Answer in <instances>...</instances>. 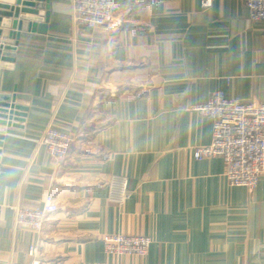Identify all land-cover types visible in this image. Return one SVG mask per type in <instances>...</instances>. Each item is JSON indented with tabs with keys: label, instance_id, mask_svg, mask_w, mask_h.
Returning <instances> with one entry per match:
<instances>
[{
	"label": "crops",
	"instance_id": "1",
	"mask_svg": "<svg viewBox=\"0 0 264 264\" xmlns=\"http://www.w3.org/2000/svg\"><path fill=\"white\" fill-rule=\"evenodd\" d=\"M47 4L0 66L22 108L0 140V264H103L106 233L150 237L132 264H264V172L249 191L192 155L212 130L192 107L212 91L264 103V20L242 0H114L110 32L74 24L75 0ZM48 125L75 134L61 164L39 143ZM47 192L59 209L39 232L14 222Z\"/></svg>",
	"mask_w": 264,
	"mask_h": 264
},
{
	"label": "built area",
	"instance_id": "2",
	"mask_svg": "<svg viewBox=\"0 0 264 264\" xmlns=\"http://www.w3.org/2000/svg\"><path fill=\"white\" fill-rule=\"evenodd\" d=\"M114 0H75L72 21L92 29L103 28L114 32L113 23ZM248 9V20L257 22L264 20V0H242ZM210 0H202L204 7ZM8 45H14L11 40ZM0 42V63H9L3 57H9L11 51L2 49ZM5 53V55L3 53ZM13 104V103H12ZM203 116L212 120L211 140L207 145L195 146L192 155L195 159L220 157L224 164V178L229 186H243L252 191L259 176L264 172V103L255 101L240 102L229 99L220 90L210 93L207 101L192 107ZM20 118V117H19ZM5 119L6 127L15 122ZM75 140V134L48 125L42 133L39 143L43 145L50 157L57 164L65 161L69 149ZM128 190L122 180L119 188V199L128 196ZM59 204L52 193H45L41 204L32 206L16 205L13 207L14 222L28 229L39 232L48 215L57 212ZM104 251L111 259L103 264H132L122 257H144L151 239L146 234L106 233L101 236ZM35 250L29 247V254ZM9 264H40L39 262L23 263L12 261Z\"/></svg>",
	"mask_w": 264,
	"mask_h": 264
},
{
	"label": "water",
	"instance_id": "3",
	"mask_svg": "<svg viewBox=\"0 0 264 264\" xmlns=\"http://www.w3.org/2000/svg\"><path fill=\"white\" fill-rule=\"evenodd\" d=\"M48 19L47 0H0V42L4 43L2 49L13 52L16 46L18 33L16 30L34 29L37 27V20L46 22ZM44 26V25H43ZM42 25L39 27H43ZM14 45H8L11 40ZM1 52V51H0ZM3 53V52H2ZM5 55V53H3ZM9 57H3V60L11 63L13 61L12 53ZM9 63H0V66H9ZM12 97L0 94V140L3 138L5 119L20 121L22 108L12 103ZM15 123L10 124L11 126Z\"/></svg>",
	"mask_w": 264,
	"mask_h": 264
}]
</instances>
